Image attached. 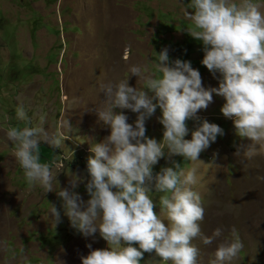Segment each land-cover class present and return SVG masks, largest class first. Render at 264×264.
Segmentation results:
<instances>
[{
	"label": "rangeland",
	"instance_id": "1",
	"mask_svg": "<svg viewBox=\"0 0 264 264\" xmlns=\"http://www.w3.org/2000/svg\"><path fill=\"white\" fill-rule=\"evenodd\" d=\"M189 0H0V264H81L89 249L106 247L98 234L84 238L69 224L61 210V223L54 229L49 203L58 209L61 201L54 190L44 194L36 186L28 189L14 156V144L7 140L8 127H24L16 119L15 108L22 104L32 126L45 116V129L55 133L62 115L73 129L65 145L39 146L42 163H49L58 174L61 188L68 186V168L86 176L88 138L102 142L109 129L102 125L94 109L102 107L101 84L118 83L135 64L155 61V53L168 49L169 60L190 61L200 72L204 87H217L214 77L202 66V45L181 31L189 22L183 9ZM264 3V0H259ZM190 10V9H189ZM264 11V8L261 9ZM129 86L142 83L129 77ZM223 98L197 116L215 123L223 136L203 151L199 159L207 165H193L173 157L181 167L197 166L203 179L195 190L205 209L201 231L210 236L217 229L223 235L210 245L197 238L198 264H209L212 253L234 227L244 247L232 264H264V155L252 159L236 157L241 141L234 135L232 122L220 108ZM123 111L128 123L135 113ZM161 113L146 121V136L162 139ZM198 121H187L189 135ZM73 152V157H72ZM167 156V150L165 149ZM210 163V164H209ZM57 164H62L60 169ZM169 166L161 159L157 172ZM76 191L88 199L84 185ZM159 195L153 193L159 214ZM141 264H158L154 255L144 254Z\"/></svg>",
	"mask_w": 264,
	"mask_h": 264
},
{
	"label": "clouds",
	"instance_id": "2",
	"mask_svg": "<svg viewBox=\"0 0 264 264\" xmlns=\"http://www.w3.org/2000/svg\"><path fill=\"white\" fill-rule=\"evenodd\" d=\"M262 8L259 0H189L183 9L189 23L181 31L202 45L200 63L214 77L218 74L217 87H204L190 61L170 62L167 48L154 51V62L131 65L126 79L101 84L102 107L94 111L109 135L102 142L88 138L87 175L68 168L67 187L61 188L52 166L41 162L39 146L41 141L54 147L65 145L70 139L65 129H73L69 119L62 115L57 131L50 134L43 126L45 116L32 126L25 107L15 108L16 119L25 126L8 127L6 137L14 144L13 156L29 190L39 186L46 194L53 192L54 181L58 185L60 209L48 202L54 229L61 223L62 210L81 236L98 234L106 242V247L94 250L87 244L89 252L80 258L81 264H141L146 253L157 257L158 264H198L200 250L193 241L199 238L210 245L223 235L221 228L210 236L202 233L205 209L195 188L203 177L197 166L181 167L173 157L207 165L199 156L224 130L201 120L197 113L206 110L214 96L223 98L220 112L232 122L234 135L247 141L237 146L234 155L244 159L264 155ZM129 77H136L142 87L129 86ZM157 109L163 127L160 141L146 136L145 126ZM117 110L137 114L134 123ZM189 120L198 121V126L185 139ZM161 159L169 166L154 172ZM81 184L87 200L76 191ZM153 193L161 194L159 214ZM243 247L233 227L231 238L217 245L209 264H232Z\"/></svg>",
	"mask_w": 264,
	"mask_h": 264
}]
</instances>
